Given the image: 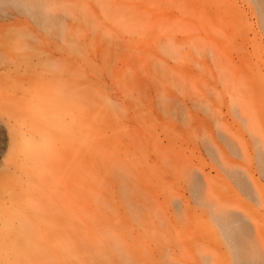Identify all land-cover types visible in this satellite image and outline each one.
<instances>
[{"label": "rangeland", "instance_id": "1", "mask_svg": "<svg viewBox=\"0 0 264 264\" xmlns=\"http://www.w3.org/2000/svg\"><path fill=\"white\" fill-rule=\"evenodd\" d=\"M252 1L0 0V264H14L20 244L8 242V218L20 211L30 220L27 201L43 191L54 198L56 217L50 211L55 218L46 221L56 242L49 247L28 235L38 243L36 251L20 249L28 264L35 252L51 264L49 249L55 264H202L209 256L208 264H231L207 207L185 190L188 169L209 174L200 176L211 184L205 201L220 205L222 197L235 211L251 209L264 232L257 193L254 204L222 173L235 162V170L260 178L254 159L257 146L264 151V96L244 95L242 82L233 83L234 65H226L229 58L246 65L247 78L264 86V31ZM200 38L215 49L197 50L205 47ZM246 106L248 129L247 116L238 117ZM218 131L232 140L244 135L240 146L231 143L243 160L230 157L227 136L221 143L230 154L219 149V160L209 157L205 142ZM179 159L187 166L174 171ZM12 228L21 226L12 220Z\"/></svg>", "mask_w": 264, "mask_h": 264}, {"label": "bare ground", "instance_id": "2", "mask_svg": "<svg viewBox=\"0 0 264 264\" xmlns=\"http://www.w3.org/2000/svg\"><path fill=\"white\" fill-rule=\"evenodd\" d=\"M39 1V0H38ZM41 1H43V0H41ZM188 1V0H187ZM252 1V0H251ZM47 2V1H46ZM45 2V3H46ZM189 2H191V1H189ZM189 2H188V4H189ZM196 2V4L195 5H198L199 7H197V8H195L194 9V7H192V6H195V5H193L194 4V2H193V4L191 5V9L192 10H194V12L196 13V16H198V14L200 13V8H202L200 5H199V3L197 2V1H195ZM47 3H49L50 4V2L48 1ZM252 3H253V5L255 4L256 6H257V10L258 11H256L257 12V14L259 13L260 14V16H259V14H258V17H259V19H257V20H260V24H262V26H261V29L264 31V0H254V1H252ZM55 5V4H54ZM53 5V6H54ZM54 7H56V6H54ZM64 13H65V11H64ZM255 13V12H254ZM256 14V13H255ZM65 16H67V17H65V19L66 20H69L70 18H68V14L66 15V14H64ZM257 15H255V17H256ZM68 18V19H67ZM59 23H61V21L62 20H60L59 19ZM69 22V21H68ZM65 24H67V21L65 22ZM73 26V25H72ZM26 27V26H25ZM28 27V26H27ZM68 27V26H67ZM66 27V28H67ZM33 29H34V27H33ZM69 29V28H68ZM67 29V30H68ZM32 30V29H31ZM66 30V31H67ZM73 30V29H72ZM263 33V32H262ZM71 34V33H70ZM199 38V37H198ZM198 38L196 39V40H198ZM44 39V38H43ZM175 39H178V38H173V39H171V41H173V40H175ZM182 39V38H181ZM179 40H180V38H179ZM183 40H184V38H183ZM183 40H181L182 42H184ZM191 40V39H190ZM200 40L202 41H200L199 43H200V45H201V43H203V44H205V47L204 48H201V49H197V50H206V48H207V46L209 45L210 46V48H209V46H208V48L209 49H215V47H212V40H211V45H210V43L208 42V41H206V40H204L205 42H203V40H202V38H200ZM180 41V42H181ZM210 41V40H209ZM175 42H177V40L175 41ZM174 42V44L175 45H177L178 43H175ZM181 42V43H182ZM207 42V43H206ZM173 43V42H172ZM198 43V42H197ZM195 44L196 45V47L198 46V47H203V45L202 46H200V45H198V44ZM184 44H186V43H184ZM206 44H207V46H206ZM174 45V47H176ZM215 45V44H214ZM178 46V48L179 47H181V45H180V43L177 45ZM183 46V45H182ZM215 46H217V48H218V50L220 51L221 50V48L218 46V44L217 45H215ZM207 48V50H209ZM212 49V50H213ZM210 51V50H209ZM138 53V52H137ZM234 65V67H233V69H232V76H233V83H234V81L236 82H238V81H241L242 82V86H243V88L245 89V92H243V94L245 95V94H249L250 96L251 95H255L256 96V94H258V93H261V95L262 96H264L263 95V92H264V86H262L261 84H259V83H256V82H254V80H252V78H250V80L247 78V70H248V68H245L246 67V65H241V63H240V66H236L237 64H236V62H233V60L232 59H230L229 58V60L227 61V64L226 65ZM253 68V66H251V69ZM176 71V70H175ZM174 71V72H175ZM178 74V73H177ZM225 75V74H224ZM253 75V74H252ZM226 76V75H225ZM179 77V76H178ZM180 77H182V76H180ZM184 78V77H183ZM183 78H182V80H183ZM159 80H160V78H158ZM226 79H228V78H226ZM158 80V81H159ZM185 81H186V78H185ZM241 84V83H240ZM238 91H240V92H242L240 89H238ZM237 92V91H236ZM256 93V94H255ZM236 96V95H235ZM254 96V97H255ZM195 97H197V96H195ZM200 98V97H199ZM240 98V97H239ZM238 98V99H239ZM244 98H245V96H244ZM256 98V97H255ZM263 98V97H262ZM188 99V98H187ZM190 99H192V97L190 98L189 97V99H188V101L190 100ZM198 99V98H197ZM243 99V98H242ZM241 99V100H242ZM234 100V99H233ZM232 100V102H233V106L234 107H236L235 105H234V103L236 102V100H237V97L235 98V100L233 101ZM259 100H261V99H259ZM181 101V100H180ZM187 101V100H186ZM186 101H183V102H186ZM199 101V100H198ZM239 101H240V99H239ZM192 101H190L189 103H191ZM245 102L246 101H243V103L245 104ZM261 102V101H260ZM192 103H195V101H193ZM207 102H205V106L206 105H208V103L206 104ZM209 103H212V102H209ZM239 103V102H238ZM262 103V102H261ZM264 103V102H263ZM182 104V103H181ZM196 104V103H195ZM198 104V103H197ZM244 104H241V106H243ZM246 104H249V103H246ZM210 105V104H209ZM238 105V104H237ZM250 105V104H249ZM248 105V106H249ZM252 105V104H251ZM250 105V106H251ZM264 105V104H263ZM263 105H262V107H263ZM183 106H186V104L184 105V103H183ZM188 106V105H187ZM245 106V105H244ZM248 106H246L245 107V109H244V107H243V111L244 112H241L240 113V115H238V117L241 119V121H244L243 119H245V117H246V119H247V121L245 122L244 121V123H245V125H247V124H249L251 121H250V119H248V117H249V115H247V114H244L245 113V110H246V108H249ZM239 107V106H238ZM186 108V107H185ZM208 109H210L209 108V106L207 107ZM237 108V107H236ZM242 108V107H241ZM241 108H238V109H241ZM257 107H255V109H256ZM264 108V107H263ZM188 109V108H187ZM253 109V108H252ZM189 110V109H188ZM211 110V109H210ZM191 111V110H190ZM252 110H250V112H251ZM170 114V113H169ZM187 115H189V113L187 112L186 113ZM192 112H191V117H192ZM241 114H242V116H241ZM252 114V113H251ZM246 115V116H245ZM259 115H260V113H259ZM195 116V115H194ZM189 118H190V115H189ZM188 118V120H190ZM192 119H194L195 120V118H192ZM191 119V120H192ZM196 120H197V118H196ZM195 120V121H196ZM250 122H249V121ZM263 120H264V118H263ZM249 122V123H248ZM254 122V121H253ZM205 123V122H204ZM222 123V122H221ZM226 124V123H225ZM252 124V123H251ZM200 126H202L203 124H199ZM227 125V124H226ZM225 125V126H226ZM253 125V124H252ZM204 126H208V125H204ZM222 126H224V125H222ZM225 126L223 127V129L221 128V130H224V128H225ZM228 126V125H227ZM192 127V126H191ZM205 127V128H206ZM250 127V126H249ZM193 128V127H192ZM199 128V127H198ZM197 127H196V129L195 130H197L198 129ZM205 128H204V130H205ZM247 129H248V125H247V127H246ZM194 129V128H193ZM207 129V128H206ZM228 129V128H227ZM227 129H225L226 131H227ZM209 130V129H208ZM207 130V131H208ZM221 130H219V131H221ZM225 130H224V132H225ZM229 130H231L230 128H229ZM234 130V129H233ZM175 131V130H174ZM191 131H194V130H192L191 129ZM190 131V132H191ZM206 131V130H205ZM206 131V132H207ZM218 131V133H220L221 134V136L218 134H215L216 136L214 137L213 135H212V137L210 136V138H207V140H208V143H206L205 142V144H208V145H206L207 147V153L208 154H210L209 155V157H212L213 155V160L214 159H218L217 157H219V156H217L216 157V154H218L219 153V155H220V151H219V149L221 150V151H223L222 149H226L225 151H227V148H228V151L229 152H231V155H230V157L233 155V158L234 159H241V160H243L242 159V157L241 156H243V155H245V154H243V152H241L242 154H239L238 156H240L241 158H239V157H237V156H234L237 152H235V150H238L240 147H236V148H238V149H232L233 148V144H231L232 142L234 143L236 140H240V139H237V136H236V138H234V140H232V137L231 136H233V135H230V137L231 138H229L228 137V135L225 133V135H224V133L222 134L221 132H219ZM179 132V131H178ZM233 132V131H232ZM189 133V132H188ZM205 133V132H204ZM208 133V132H207ZM162 134V133H161ZM213 134V133H212ZM229 134V133H228ZM235 134H239V133H237V132H235ZM179 135V134H178ZM207 135H211L210 133L209 134H207ZM223 135H224V137H223ZM242 135V134H241ZM164 136V135H163ZM187 136V135H186ZM217 136H220L219 137V139H222L223 141H220V143L221 142H223V143H226V142H224L226 139L228 140H226L228 143H229V145H228V143H226V144H223V145H226V147L227 148H225V146H223L222 145V143H221V145L224 147V148H222L221 147V145L217 142ZM227 136V137H226ZM235 136V135H234ZM239 136H240V134H239ZM254 136H256V134L254 135ZM253 136V139L255 140L256 138H259V136L257 135V137L255 138ZM264 136V135H263ZM262 136V137H263ZM160 137V136H159ZM207 137V136H206ZM225 137H226V139H225ZM252 137V136H251ZM161 138V137H160ZM177 138L179 139V136H177ZM183 138V137H182ZM181 137H180V139L179 140H181L182 139ZM244 138V137H243ZM159 139V138H158ZM163 139V138H162ZM162 139H160V140H162ZM170 139V138H169ZM225 139V140H224ZM246 139V138H245ZM252 139V138H251ZM253 140V142L255 143V144H257V141L256 140H259V139H256L255 141ZM262 140V139H261ZM163 142H164V139L162 140ZM170 141V140H169ZM172 141V140H171ZM170 141V142H171ZM181 141H183V140H181ZM206 141V140H205ZM238 141H236L234 144H239V143H237ZM247 141H249V140H247ZM264 141V140H263ZM241 142V141H240ZM167 143H169V142H167ZM181 143V142H180ZM204 143V142H203ZM253 143V145H255ZM263 143V142H262ZM160 144V143H159ZM170 144V143H169ZM183 144V143H182ZM248 144V143H247ZM258 144H261V143H259V141H258ZM157 146H158V143L156 144ZM155 145V146H156ZM185 145V146H184ZM186 145L187 144H183V146L186 148ZM228 145V146H227ZM231 145V146H230ZM249 145L251 146V144L249 143ZM263 145H264V143H263ZM157 146L155 147V148H157ZM239 146H240V144H239ZM250 146H249V148H250ZM159 147V146H158ZM161 147V146H160ZM187 147H188V145H187ZM190 147V146H189ZM189 147H188V149H189ZM242 147H244L243 146V144H242ZM242 147H241V149H242ZM253 147V146H252ZM256 147V146H255ZM258 147V152H256V151H254V153L256 154V157H257V159L255 158L254 159V162L256 163V161H257V168L255 169V172L260 176V178L261 179H263L264 180V151H262V149L261 148H259V146H257ZM261 147L263 148V146L261 145ZM162 148V147H161ZM164 149H165V147H163ZM162 148V149H163ZM184 148V149H185ZM231 148V149H230ZM247 148H248V146H247ZM157 149H159V148H157ZM264 149V148H263ZM182 150V149H181ZM190 150V149H189ZM218 150V151H217ZM257 150V149H256ZM160 151H161V149H160ZM159 151V152H160ZM217 151V152H216ZM227 151V152H228ZM251 151V150H250ZM158 152V154H160V155H163V154H165V153H159ZM181 152H183V151H181ZM228 152V154H230ZM224 153V155L226 154V152H223ZM250 153V152H249ZM180 155H182V153H180L179 154V156ZM237 155V154H236ZM165 157L167 156V154H165L164 155ZM221 156V155H220ZM228 156V155H227ZM246 156V155H245ZM181 157V156H180ZM236 157V158H235ZM254 157V156H253ZM160 158V157H159ZM182 158V157H181ZM180 158V159H181ZM225 158H226V156H225ZM229 158V157H228ZM233 158H232V160H233ZM180 159H179V161H176L175 163H172V164H174V166L173 165H171V166H173V169H174V171H176V167L175 166H177V171H179V166H180V168L181 167H186L187 166V163H186V161L184 162H182V161H180ZM183 159H184V157H183ZM221 159V158H220ZM227 159V158H226ZM162 160V159H161ZM219 160V159H218ZM218 160L216 161V164L217 163H219V162H221V160L218 162ZM228 160V159H227ZM256 160V161H255ZM224 161V160H223ZM237 161V160H236ZM247 161V160H246ZM239 162V161H238ZM248 162V161H247ZM178 163H179V166H178ZM224 162H222V163H219V164H223ZM231 163V162H230ZM252 163V162H251ZM225 164V168H223L224 167V165H222V167L221 168H223L222 169V173L223 174H225L226 175V177H228L227 179L228 180H231V182L232 183H234L235 185H236V187L234 186V188H238L239 189V193H241L242 192V194L243 195H245L244 197L245 198H247L246 196H248V199H249V197L250 198H252V199H249L250 201L251 200H253V202L252 203H254V202H256L257 200H256V198L257 197H259V200L261 201V202H263L264 203V194H263V190L259 187V184H261V183H259V180H260V178H258V179H256L257 177L255 176V175H253L252 174V172L251 171H247V169H245V173L243 172V171H241L240 172V170H238L239 168H238V166L236 165L235 166V168H238L237 170H235V168H232L234 165H235V162H233V164L234 165H232L231 166V168H229L230 167V164H229V166L228 165H226V163H224ZM237 164V163H236ZM240 164H241V162H240ZM169 165V164H168ZM218 165V164H217ZM253 165H255V164H253ZM226 166H228V167H226ZM219 167V166H218ZM245 166H243L242 168H244ZM172 168V167H171ZM220 168V167H219ZM221 168H220V171H221ZM227 168H228V170H227ZM241 167H240V169H242ZM172 169V170H173ZM225 169V170H224ZM249 169V168H248ZM197 170H198V168H197ZM203 170V169H202ZM252 170H253V167H252ZM218 171V170H217ZM227 171V172H226ZM168 172V171H167ZM198 172V171H197ZM201 172V171H200ZM219 172V171H218ZM178 173H180V172H178ZM195 173V172H194ZM193 172H190V170L188 169V173L186 174V176H187V178L189 179L188 181H189V189H186L185 188V190H190V192H191V194H190V197H192V199H193V201L195 202L194 204H198V206H201V207H207V209H208V211H209V213H210V218H211V220H212V223H213V225H214V228L216 229H214V231L218 234L219 233V235H220V237H221V239L220 240H222L225 244H226V246L228 247V249H229V252H230V260H231V264H264V259L262 258L263 257V255L261 256V254H260V251H259V247H258V245L259 244H262L263 245V247H264V232L262 231V228L259 226V224H258V222H257V219H256V217L254 216L255 214L253 213V211L250 209H244L242 212L241 211H235V210H233V209H231L232 207H230L229 206V204L228 203H226L225 202V198L223 199V201H222V197H221V200H218V201H221V202H219L220 203V205H218V203L217 204H215V203H211V202H213L211 199V205L207 202V199H206V201H205V198H207V196H205V195H207L206 193H205V190L204 189H206L208 186H211V184L210 183H208L207 182V184H206V186H204L203 185V179H206V180H209L210 179V177H209V174H204V172L202 173H199V174H201L202 176H203V179L198 175L197 176V174L195 175ZM217 176H218V178H220V175L219 174H217ZM254 176H255V178H254ZM201 178V179H199V178ZM224 177V176H223ZM223 177H221V178H223ZM217 178V177H216ZM230 178V179H229ZM224 179V178H223ZM202 180V181H201ZM216 179H214L213 180V182L215 181ZM218 181V180H217ZM226 181V180H225ZM216 182V181H215ZM231 183V185H229V186H233L234 184H232ZM218 184H220L219 183V181H218ZM223 184H224V181H222L221 182V184L220 185H218V186H221L222 185V187H223ZM214 185V184H213ZM225 185H227V184H225ZM224 185V186H225ZM261 185H264L263 183L261 184ZM252 186H253V188H252ZM222 187H220V188H222ZM226 187V186H225ZM224 187V188H225ZM184 188V187H183ZM211 188H213V187H211ZM226 190V189H225ZM207 191H209V190H207ZM233 191V190H232ZM237 191V190H236ZM241 191V192H240ZM253 191V192H252ZM254 191H255V193H257V197L256 196H254L253 195V193H254ZM228 192V191H227ZM179 193V192H178ZM239 193H237V194H239ZM175 194V193H174ZM209 194V193H208ZM180 195V194H179ZM218 195V194H217ZM242 195V196H243ZM171 196H172V194H171ZM204 196H205V198H204ZM218 196H220V194L218 195ZM176 196L174 195V198H175ZM182 197V196H181ZM184 197V196H183ZM215 197V196H214ZM254 197H256L255 198V200L253 199ZM174 198H172V199H174ZM218 198V197H217ZM209 199V198H208ZM209 200V201H210ZM216 200V199H215ZM229 200H232V199H229ZM33 201V200H32ZM187 201V200H186ZM227 201V200H226ZM260 201L258 202V204L260 203ZM29 204H30V209H31V212H30V214L27 212V214L28 215H31L30 216V220L27 218V216H25L24 214H21L20 213V211H17V212H14V215L10 218H8V224L6 223V225H8V231H6L5 232V234H6V237L8 238V242H9V244L11 245V242H12V238H17L19 241H20V244L19 245H13V249H12V251H13V259L12 260H15V262H14V264H28V262H26L25 261V258H24V256H22L20 253H21V251H20V249H23V248H25V246H29L30 247V251H36V248L38 247V243H36L35 242V240H34V243L33 242H31L30 240H29V236L33 233V235L34 236H36V237H39V240H41V241H46L45 243H49V247H54V245H55V239L49 234V232H47V228H48V226L49 225H51V223H49L50 221L53 223V220H54V218L56 217L55 216V209H56V207H55V205L53 204L54 203V198L53 197H50V194L49 193H47L46 191H43V193H40V195H38L37 196V200H36V202L34 201V203H32L30 200H28L27 201ZM188 202V206H189V201H187ZM256 202V203H257ZM35 203H36V205H35ZM214 204V205H213ZM235 204H236V202H235ZM255 204V203H254ZM157 205H159V204H157ZM232 205V204H231ZM245 205V204H244ZM246 206V205H245ZM161 207V206H160ZM159 207V209H162V208H160ZM239 210H241V209H239ZM50 211H52L53 213V215L55 216V217H50V216H46V213L49 215L50 214ZM239 212V213H238ZM241 212V213H240ZM185 217H186V219L187 218H189V208H187V209H185ZM14 220V222L16 221L17 223H19V226H21V228H19V229H14V228H12V220ZM46 220H50V221H48V223H47V221ZM188 220V219H187ZM187 224V221H185V227H184V229L185 228H188L189 229V226H187L186 225ZM11 226V227H10ZM152 227V226H151ZM178 227H180L179 226V224H178ZM178 227H177V229H178ZM252 227L254 228V231H253V229H252ZM168 229H169V226H168ZM174 230H176V228H174ZM254 232V233H253ZM29 235V236H28ZM33 236V237H34ZM31 238V237H30ZM36 239V238H35ZM259 243V244H258ZM22 244H23V247L21 248V246H22ZM33 244H34V246H33ZM41 244V243H40ZM1 246V245H0ZM259 246H261V245H259ZM1 249V248H0ZM49 249V248H48ZM261 249L263 250L262 252L264 253V248H262V246H261ZM52 250L53 249H49L48 251H49V256H47L48 258H45L46 260V262H50L51 264H55L54 262H55V258H54V255H55V253H54V251L52 252ZM2 252H1V250H0V254H1ZM53 255H52V254ZM52 255V256H51ZM37 255H36V252H35V256H33V255H30V254H28V260H30V259H32V258H34V260H35V264H42V262H44V261H42V259H41V257H36ZM205 256H206V254H205ZM206 257H208V256H206ZM203 259H204V257H203ZM207 259V264H208V261H209V259H210V256L208 257V258H206ZM206 259H205V261L204 262H206ZM10 262H12L9 258H8V263H5V264H10ZM153 262H154V260H153Z\"/></svg>", "mask_w": 264, "mask_h": 264}, {"label": "snow or ice", "instance_id": "3", "mask_svg": "<svg viewBox=\"0 0 264 264\" xmlns=\"http://www.w3.org/2000/svg\"><path fill=\"white\" fill-rule=\"evenodd\" d=\"M202 264H207V262H202Z\"/></svg>", "mask_w": 264, "mask_h": 264}]
</instances>
